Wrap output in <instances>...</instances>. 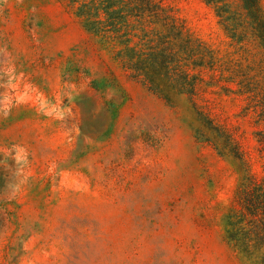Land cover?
<instances>
[{
  "label": "rangeland",
  "instance_id": "obj_1",
  "mask_svg": "<svg viewBox=\"0 0 264 264\" xmlns=\"http://www.w3.org/2000/svg\"><path fill=\"white\" fill-rule=\"evenodd\" d=\"M154 2L228 67L260 60L204 0ZM76 7L0 0V264H248L225 226L245 171L264 180L245 96L200 72L194 101L223 129L216 149L196 110L133 77L124 45L88 31Z\"/></svg>",
  "mask_w": 264,
  "mask_h": 264
},
{
  "label": "trees",
  "instance_id": "obj_2",
  "mask_svg": "<svg viewBox=\"0 0 264 264\" xmlns=\"http://www.w3.org/2000/svg\"><path fill=\"white\" fill-rule=\"evenodd\" d=\"M68 1L77 4L76 15L88 31L101 38L110 36L124 45L118 55L125 56L123 66L133 77L171 107L184 98L201 117L197 134L204 135L216 149H227L218 141L223 129L212 126L194 101L203 81L200 72H215L214 80L222 83L226 93L245 96V114L254 113L261 125L255 138L264 155V12L260 0H239L235 6L227 0H204L213 8L231 44L243 50L249 44L258 48L260 60L246 69L240 66V70L220 62L210 48L193 38L181 21L154 0ZM230 83L238 88L233 89ZM225 226L227 242L246 263L264 264V180L245 171L225 216Z\"/></svg>",
  "mask_w": 264,
  "mask_h": 264
}]
</instances>
